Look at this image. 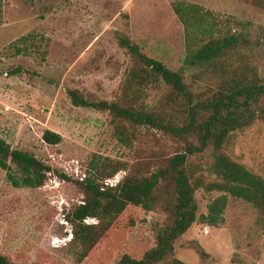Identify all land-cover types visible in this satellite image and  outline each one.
Wrapping results in <instances>:
<instances>
[{
    "label": "rangeland",
    "instance_id": "obj_1",
    "mask_svg": "<svg viewBox=\"0 0 264 264\" xmlns=\"http://www.w3.org/2000/svg\"><path fill=\"white\" fill-rule=\"evenodd\" d=\"M230 37L236 42L219 58L192 62L209 41ZM121 39L180 74L195 99L232 84H264V0H0V138L49 169L43 185L32 189L12 186L0 168V255L11 263L115 264L125 253L138 257L153 246L155 231L171 221L162 205L169 181L150 212L128 206L93 248L82 247L68 220L88 199L77 182L106 189L127 175L148 177L187 144L198 145L195 137H173L72 104L70 91L89 102L152 112L176 126L186 123L183 100L135 61ZM46 130L61 142L46 143ZM215 154L264 177V122L231 133L219 151L208 147L189 157L192 182H219L209 171ZM223 194L196 189L198 220L161 264H264L258 208L227 194L223 223L201 221Z\"/></svg>",
    "mask_w": 264,
    "mask_h": 264
},
{
    "label": "trees",
    "instance_id": "obj_2",
    "mask_svg": "<svg viewBox=\"0 0 264 264\" xmlns=\"http://www.w3.org/2000/svg\"><path fill=\"white\" fill-rule=\"evenodd\" d=\"M233 37L222 41L211 40L203 45L192 57V62L209 63L221 56L223 49L231 46ZM124 47L138 63L144 65L154 76L160 78L182 99L187 107V121L182 126L167 123L162 117L152 112L133 111L120 108L115 103L89 102L70 91L72 104L76 107L94 108L108 111L116 117L129 120L138 126H147L160 130L177 138L195 137L198 145L189 143L184 152L177 153L167 161L165 168L158 169L148 177L127 175L118 185L102 189L92 181L77 182L87 194L88 199L79 205L69 217L73 226V236L83 248H93L101 237L110 229L112 222L128 206L141 208L150 212L159 200L157 191L163 182L171 183L168 201H162L163 207L170 214L171 221L155 231L154 244L143 250L137 257L125 253L115 264H161L173 255L174 243L197 219V205L194 193L203 187L206 191H223L224 194L214 199L208 206L201 221L210 227L223 223L227 206V194L252 204L264 213V177L257 176L243 166L233 162L223 154H215L209 168L210 173L219 182L204 184L201 179L191 181L188 172L189 157L204 152L208 147L219 151L231 133L250 126L256 119L264 122V84L254 81L232 84L220 88L210 98L195 99L182 76L166 68L161 62L142 55L138 47L126 39L120 40ZM43 140L56 145L61 137L49 130L43 134ZM14 165L15 170H12ZM0 168L7 171V178L14 187L38 188L46 179L49 169L27 152L12 149L0 138ZM59 176L67 181L64 174ZM94 219L95 224L86 225V219ZM0 264H14L0 255ZM167 264H185L173 259Z\"/></svg>",
    "mask_w": 264,
    "mask_h": 264
}]
</instances>
